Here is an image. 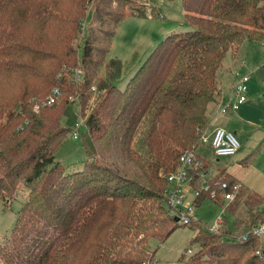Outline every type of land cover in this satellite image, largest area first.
Returning a JSON list of instances; mask_svg holds the SVG:
<instances>
[{
    "label": "trees",
    "instance_id": "obj_1",
    "mask_svg": "<svg viewBox=\"0 0 264 264\" xmlns=\"http://www.w3.org/2000/svg\"><path fill=\"white\" fill-rule=\"evenodd\" d=\"M181 4L194 31L168 34L120 90L113 84L119 61L108 62L106 78L99 73L119 23L147 17L142 3L0 0V202L25 192L0 245V264H142L154 258L149 243L164 242L179 227L169 213L167 178L182 154L194 152L199 166L189 172L190 185L199 190L197 173L207 171L210 161L196 151L209 130L224 59L246 41L264 47V0ZM88 12L92 23L79 55ZM148 12L160 18L156 7ZM75 69L80 83L72 80ZM55 89L53 104L33 112ZM74 98L94 148L82 170L67 172L54 154L68 132L59 119ZM249 162L247 157L239 164ZM212 180L226 184V191L238 183L226 169L218 171L194 207L206 198L222 202ZM243 198L248 217L241 235L191 223L201 257L190 263L205 257V264H264V240L251 233L264 226L261 196L239 188L226 209L234 216Z\"/></svg>",
    "mask_w": 264,
    "mask_h": 264
},
{
    "label": "rangeland",
    "instance_id": "obj_2",
    "mask_svg": "<svg viewBox=\"0 0 264 264\" xmlns=\"http://www.w3.org/2000/svg\"><path fill=\"white\" fill-rule=\"evenodd\" d=\"M142 5L146 8L145 14L153 6L159 9L160 18L129 16L119 23L104 66L99 73L100 78H106L111 71L108 62L111 59L119 61L121 74L113 84L120 90L124 89L128 80L151 51L164 40L167 30L175 28L174 32L177 33L194 31V28L185 22L181 0H150ZM92 18L91 12H88L83 21L85 28L79 38V55ZM228 61L234 63L233 66L237 72L248 77L247 101L237 111L221 117L216 125L234 134L240 147L234 156L220 159L214 158L205 144H201L196 152L209 159L210 165L206 170H211L212 177L218 171L226 169L230 175L240 181L243 187L261 196L263 203L259 210L264 212V47L259 43L246 41L238 51L232 50L225 57L224 64H227ZM217 112L216 115H218ZM59 123L68 132L54 154L55 160L63 165L67 172L80 171L88 159L87 150H92L94 144L86 134L77 101L67 106ZM75 124L79 125L80 135L77 139H73ZM209 127L211 128L210 125ZM209 130L206 133L210 134ZM247 157H250L249 164L246 167L241 166L239 163ZM214 181L211 182L212 187L219 189L217 181ZM240 183L238 182L236 185L243 189ZM196 187L198 188V183ZM185 197V202L191 204L196 195L193 190L186 189ZM219 198H221L220 192L216 199L219 200ZM243 200L244 198L234 205L237 208L232 212L234 216H231L226 209L228 202L219 203L206 198L198 207H195L194 220L200 222L204 229L213 227L219 220H222L221 227L217 232L231 233L233 236L241 235L242 221L248 217ZM24 201L25 192L21 189L15 193L14 199L10 202H0V245L9 238ZM231 204H235V202ZM194 229L195 227L192 225L179 226L164 242L151 241L149 248L155 251L154 264H205L207 260L205 257L200 258L198 262L190 263L192 259L201 257L200 248L196 244H192L196 233ZM189 249L193 252L191 256L185 254Z\"/></svg>",
    "mask_w": 264,
    "mask_h": 264
},
{
    "label": "built area",
    "instance_id": "obj_3",
    "mask_svg": "<svg viewBox=\"0 0 264 264\" xmlns=\"http://www.w3.org/2000/svg\"><path fill=\"white\" fill-rule=\"evenodd\" d=\"M139 2H148L150 0H138ZM147 4V3H146ZM147 17H150L149 12L146 13ZM82 32L85 28V23L82 22ZM233 84L226 98H221L218 104V115H226L228 113L235 112L239 109L241 105L246 102V92L248 77L241 75L239 72L234 70L232 73ZM72 80L75 83H80L82 81V73L79 69L73 71ZM58 90H53L52 94L41 101L40 103H35L33 106V112L38 113L41 108L49 107L53 104L54 100L58 97ZM222 96L221 92L218 90V97ZM77 101V98L73 99ZM73 139H77L79 136V125L75 124L73 127ZM200 141L202 144H208L212 151L214 158H224L234 156L240 145L234 134L228 132L220 127H215L210 134L204 133ZM199 164L195 163V153L185 152L181 155L179 159L178 169L168 176V182L170 184V189L168 190L167 204L169 207V213L172 217L177 220L179 226L185 227L190 226L194 222V210L195 207L193 202L188 204L185 202L186 189H191L195 193L196 197L200 191H209L210 185L208 179L212 177L211 170L205 172H198V176L201 180L199 190H194L191 188L190 183L192 181V176L189 175L190 171L196 170ZM218 190L221 194L222 201L232 203L236 199V194L238 192L239 186L234 185L230 191H226V184L216 183ZM215 192H211V197H214ZM222 220H219L213 227L206 229L208 232L216 233L221 227ZM251 233L259 237L262 241L264 240V226L254 227ZM186 255L191 256L193 254L192 250L189 249L185 252ZM260 255V252H256ZM142 264H154V260L144 261Z\"/></svg>",
    "mask_w": 264,
    "mask_h": 264
},
{
    "label": "crops",
    "instance_id": "obj_4",
    "mask_svg": "<svg viewBox=\"0 0 264 264\" xmlns=\"http://www.w3.org/2000/svg\"><path fill=\"white\" fill-rule=\"evenodd\" d=\"M175 31V28H172L171 30H167L166 35H168V33H172ZM237 55V52H236ZM231 56V55H230ZM236 58V57H234ZM232 59V58H231ZM234 63H231L228 61L227 64H223V69L221 70V74H220V78H219V82H218V90L221 92L222 96L217 98L216 104L212 105L210 108V126L209 127V131L212 132V130L217 127L216 123L220 120L221 117H225L227 115H230L231 113H228L226 115H216L217 112V107L218 104L220 103L221 98H226L230 88L233 84V79H232V75L231 73L236 70L235 67L233 66ZM247 101V100H246ZM242 106V105H241ZM240 106V107H241ZM239 107V108H240ZM233 113V112H232ZM233 176V175H232ZM234 177V176H233ZM237 180V179H236ZM238 181V180H237ZM240 183V181H238ZM241 184V183H240ZM242 185V184H241ZM243 187V185H242ZM245 188V187H243ZM246 189V188H245ZM248 190V189H247ZM251 191V190H248ZM253 192V191H252ZM255 193V192H254ZM257 194V193H256Z\"/></svg>",
    "mask_w": 264,
    "mask_h": 264
},
{
    "label": "water",
    "instance_id": "obj_5",
    "mask_svg": "<svg viewBox=\"0 0 264 264\" xmlns=\"http://www.w3.org/2000/svg\"><path fill=\"white\" fill-rule=\"evenodd\" d=\"M175 220V222H177V220L176 219H174Z\"/></svg>",
    "mask_w": 264,
    "mask_h": 264
}]
</instances>
